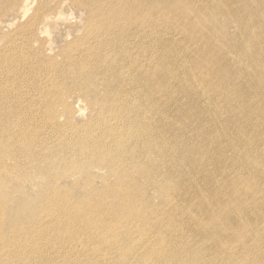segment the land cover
<instances>
[{
	"label": "rangeland",
	"instance_id": "rangeland-1",
	"mask_svg": "<svg viewBox=\"0 0 264 264\" xmlns=\"http://www.w3.org/2000/svg\"><path fill=\"white\" fill-rule=\"evenodd\" d=\"M10 1L0 0V46L17 48L0 61V237L12 245L28 243L26 248H36L28 259L16 263L11 257L14 248L0 244L1 264H264V247L250 250L249 243L243 244L250 238L242 236L245 228L228 237L209 234L217 224L221 202L206 193L194 199L192 225L183 229L171 215L173 198L163 197L157 183L158 166L169 163L162 162L155 147L160 148L162 141L149 143L164 136L165 116L173 117L178 129L184 128L183 107L206 133L222 129L243 139L256 117L232 113L245 105L233 98L232 91L253 92L247 88L252 75L247 61L237 60V52L219 51L215 42V37L226 40L238 33L233 22L211 3L193 8L179 4L169 10L181 0H144L141 5L138 0L130 8L128 0H82L81 8L67 0L53 5L56 11L43 18L45 24L41 20L28 24L36 17L39 0H30L33 9L20 17L15 14L22 12L10 8ZM92 7L96 11L87 19ZM189 13L197 23L185 27L183 17ZM129 15L127 25L123 21L116 27L119 18ZM214 28L221 32H213ZM262 28L264 22L254 27V33ZM189 35L193 40L187 39ZM208 37L214 41L207 42ZM129 41L132 44L127 45ZM30 48L34 56L28 54ZM66 49L73 50L75 64L87 63L81 68L86 75L94 63L106 70L97 81L72 85V90L66 76L56 96L36 75L59 78L48 70L65 65L59 54ZM257 49L264 50V43ZM228 56L232 58L227 60ZM49 59L51 66L45 64ZM179 61L186 65L178 66ZM140 71L146 85L137 80ZM152 71L159 76L156 85L149 80ZM257 78L264 80V73ZM164 83L173 86L164 91ZM149 87L152 92L145 98L124 95ZM43 92L50 97L35 102ZM191 94L198 97L195 103L184 98ZM178 98L188 104L180 106ZM215 109L222 112L211 120ZM259 121L264 127V114ZM230 122L236 128L227 125ZM133 135L147 140L130 143ZM13 141L16 147L9 145ZM243 144L247 143L239 146ZM124 146L128 155L119 157ZM148 148V158L133 152ZM237 148L215 162L231 165ZM238 175L233 165L226 181ZM219 196L241 205L254 197L229 189Z\"/></svg>",
	"mask_w": 264,
	"mask_h": 264
},
{
	"label": "bare ground",
	"instance_id": "bare-ground-1",
	"mask_svg": "<svg viewBox=\"0 0 264 264\" xmlns=\"http://www.w3.org/2000/svg\"><path fill=\"white\" fill-rule=\"evenodd\" d=\"M64 1L67 0H39L36 6V17L30 19L28 24H31L33 21L37 22L40 20L43 24H45L46 22L43 18L56 11L53 5H61ZM69 1L74 6L81 8L82 0ZM135 1L138 0H128L127 3H129V5H127V7L130 8ZM143 1L144 0H140L139 5H141ZM197 3L200 7L203 3H211L214 9L220 11L221 15L226 20L229 19L233 22L238 33L228 37L226 40H220L215 37L217 40L215 42L218 44L219 51H230V53L234 54L237 52L240 55V58H237V60L247 61V71L250 72L248 75H252L251 80H248L247 88L254 89H252L253 92L246 94L232 91L233 95H235L233 98L245 103V105H240L232 110V113L237 115H247L250 113V119L254 117L256 118L252 120L248 129L243 132V139L239 138L237 140V138L228 135L222 129L217 132L206 133L200 127L198 122H195L192 113L189 112L187 108L183 107L180 109L183 116V129H178L176 127L173 117L165 116L163 119L164 127L166 129L164 136L153 139L148 137L150 139L149 143L154 146L155 144L152 141H162L160 148L157 146L155 147L158 149L157 152L159 153V156H162V162H169L165 166H158V170L161 173L157 183L159 184V189L165 194L163 197L173 198L175 205L172 209H170L172 211L171 215H176L177 218L175 220L182 223L181 225L183 229H188L192 225L190 214L192 206L195 203L194 199L200 195V193H206L211 199H214L216 202H221V210L217 213V224L215 228L208 230L209 234L211 236L225 235L228 237L242 234V231L245 228L246 232L245 234H242V236L249 235L250 238L243 244L249 243L248 248L250 250H258L264 247V127L260 125L259 121L264 114V80L258 79L257 75L258 73H264V50H258L257 48H259L262 42L264 43V28L261 30L259 29L260 31L257 33H254L253 29L258 24L260 25L264 22V12L261 11V5L264 7V0H181L173 3L170 7L168 5L167 8L169 7V10L171 8H177L179 4L184 7L189 5V8H193L197 5ZM2 6L4 7L3 4ZM30 6H32L30 0H11L9 5L10 8H16V11L19 10L22 12L21 14L23 15L16 12V17L27 15L33 9V7ZM203 9L205 8L203 7ZM95 11V7L90 8V14H88L87 19L89 16H92ZM147 11L148 7L145 12ZM130 15L128 18H119L115 22L116 27L120 28L123 21L124 24L127 25L129 21H131ZM184 15L183 22L185 23V27H192L195 23H197V20L191 19L190 13L189 15ZM22 30L23 29H19L18 32L21 33ZM214 31L220 33L221 29L214 28L213 32ZM223 31H227V29ZM33 34L34 31L31 32V35ZM240 36L243 37L241 38ZM187 39L193 40L191 35H189ZM251 39H253L254 42ZM208 40L214 41V38L208 37L206 41L208 42ZM128 44L132 43L129 41L127 45ZM21 50L23 52L25 51L24 48ZM16 51L17 48L14 46H0V61L4 62L6 58H9V53ZM72 52L73 50L68 49L60 52L59 56L64 60L65 65L62 64L58 70L51 66L50 59L45 62L46 65L51 66L48 71L58 74L60 76L59 78H54V76H51L50 78L47 76L46 78L41 74L36 75V80L39 79L44 84L51 87L50 92L56 96H58L60 88H64L61 86V83L64 81L66 76L69 78V82L71 81L70 88H68V90H72V85L78 86L82 82L90 83L97 81L99 75L106 70L101 65L94 63L90 67L91 71L89 74H91L86 75L83 73L81 68L87 67V63L83 60L82 63L78 65L75 64V56H73ZM29 53L34 56L36 52L30 48L28 54ZM175 54L176 53H174L173 56ZM228 58L231 59L232 57L228 56L226 59L228 60ZM42 62L44 63V60H42ZM178 63V66L180 67L186 65L182 61H179ZM112 71L113 70L109 68V77H112ZM237 73L239 74L238 71L234 74L231 73L230 76L233 75L234 77ZM158 77L159 76H156L153 72V74L149 76V80H154V84L156 85ZM174 77L175 75H173L167 82ZM137 80L139 83L146 85V77L143 71L138 73ZM129 83H131V81H129ZM159 85L160 84L158 83V86ZM171 86H173V84L164 83L162 84V90H168ZM37 91L38 89L36 88V92ZM218 91L222 92L223 88L219 87ZM151 92L152 88L149 87L145 90H141L140 92L128 91L124 93V95L127 96L130 93H134L137 96L141 95L145 98L149 96ZM30 96L32 95H25V98H29ZM44 97H50L48 92H43L40 97L35 100V102L42 101V98ZM99 98H101L100 95ZM184 98H186L190 103H195L198 100V97L195 94H191ZM176 100L180 106L188 104L179 98ZM107 102L110 101L107 99ZM217 106H219V103H217ZM220 112H222V109H215L214 112H210L211 120ZM221 119L222 118L220 117L219 120H216V122ZM236 123L238 128L239 123ZM227 125H230L232 128H236L234 123L230 122L227 123ZM103 126L104 128L106 127L104 124ZM141 139L145 142L147 140L145 136L138 138L133 135L130 143L133 142L136 144ZM217 139L220 141H229L231 144L230 146L218 145L216 142ZM243 141L247 144L239 146ZM236 142L238 145L236 147H232V145ZM16 143V141H13L9 145H11V147H16ZM258 143H261V148L263 150L261 148L258 150L256 149ZM234 148H237L238 151L235 154L231 165H220L215 162L217 157H222L230 149ZM122 150L123 151L118 153L119 157L123 154L128 155V147L126 148V146H124ZM133 152H137L138 157L143 156L145 158H148V154L151 153L149 148L136 149ZM25 155L28 156L26 153ZM196 157H198L201 163L197 161ZM150 165L155 166L156 163L151 161ZM233 165L237 167L239 175L236 180L228 182L226 181V175ZM226 189H229L230 191L233 190L244 197L248 195H254V197L251 198L247 205H241L235 201H230L229 198L219 196V193L225 191ZM207 204L211 205L210 202ZM159 221H163V218H160ZM0 244H4V246L8 249L14 248L13 251L16 252L12 254L11 257L13 261H16V263L28 259V257L31 256L30 252L36 248H26V246L29 245L28 243L19 245L15 243L12 245L8 241H4L1 237ZM1 263L2 262L0 261V264Z\"/></svg>",
	"mask_w": 264,
	"mask_h": 264
}]
</instances>
